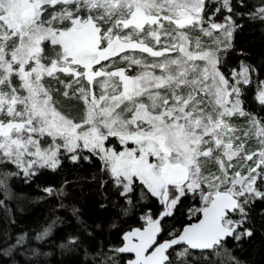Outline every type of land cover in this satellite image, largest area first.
Here are the masks:
<instances>
[{
  "label": "snow or ice",
  "instance_id": "1",
  "mask_svg": "<svg viewBox=\"0 0 264 264\" xmlns=\"http://www.w3.org/2000/svg\"><path fill=\"white\" fill-rule=\"evenodd\" d=\"M256 23L264 0H0V254L246 264L264 235V48L237 38ZM73 87L79 117L53 103ZM14 180L54 201L49 222L19 229ZM93 192L106 216L85 217Z\"/></svg>",
  "mask_w": 264,
  "mask_h": 264
},
{
  "label": "trees",
  "instance_id": "2",
  "mask_svg": "<svg viewBox=\"0 0 264 264\" xmlns=\"http://www.w3.org/2000/svg\"><path fill=\"white\" fill-rule=\"evenodd\" d=\"M237 42L241 48H247L252 51L258 52L261 48H264V36L261 35V25L248 24L246 25L244 31L238 36ZM119 63V61H116ZM64 90L61 89V92ZM61 92L53 91V103L56 108L61 110V112L70 114L73 117H79L82 113V105L78 102V98L74 95V87L71 90V93L68 95V99H65ZM73 94V95H72ZM87 170V165L85 166ZM71 178V173H69ZM59 178L46 176L41 179V184H54L58 183ZM14 189L18 193L25 194L29 199L24 201L25 211L23 213L16 210V202L13 201L11 207L16 214V218L19 222V229L31 230L39 228L45 225L51 219V202H41L37 201L34 198L39 195V192L28 185L23 184L20 181H13ZM88 187L85 186V192H88ZM97 195L96 193H91L85 195L83 200L79 201L81 207L84 209L85 217L89 219H94L99 217L101 214L96 206ZM61 215L67 216V212H61ZM3 216V212L0 211V217ZM122 220H129V222L135 226H139L142 221H139L135 214L130 218H122ZM181 221L184 224L193 223L196 221V218L193 217L191 220L188 219L187 215L181 217ZM179 227V225H177ZM259 227V219H258ZM108 239L114 245H119L121 243L120 237L118 234L113 232ZM0 253H2V246H0ZM235 255H237L241 260L245 261L246 264H264V235H261L257 232L256 238L250 243L247 244L243 251L237 250ZM129 255L123 254L122 256H117L118 264H126L127 257ZM58 255H53L50 258V264H57ZM0 264H10V259L0 254ZM84 264H92L91 259L85 260Z\"/></svg>",
  "mask_w": 264,
  "mask_h": 264
},
{
  "label": "rangeland",
  "instance_id": "3",
  "mask_svg": "<svg viewBox=\"0 0 264 264\" xmlns=\"http://www.w3.org/2000/svg\"><path fill=\"white\" fill-rule=\"evenodd\" d=\"M94 42H95L94 36L88 33V34H83L82 36H80L76 41V45L77 47L81 49L87 50L93 46ZM70 93H71V90L69 91L68 95Z\"/></svg>",
  "mask_w": 264,
  "mask_h": 264
},
{
  "label": "water",
  "instance_id": "4",
  "mask_svg": "<svg viewBox=\"0 0 264 264\" xmlns=\"http://www.w3.org/2000/svg\"><path fill=\"white\" fill-rule=\"evenodd\" d=\"M195 222H196V221H195ZM193 223H194V222H193ZM127 255H129V256H130L131 254H127Z\"/></svg>",
  "mask_w": 264,
  "mask_h": 264
}]
</instances>
